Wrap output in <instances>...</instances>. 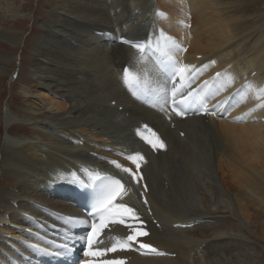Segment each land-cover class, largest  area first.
Wrapping results in <instances>:
<instances>
[{"label":"bare ground","instance_id":"obj_1","mask_svg":"<svg viewBox=\"0 0 264 264\" xmlns=\"http://www.w3.org/2000/svg\"><path fill=\"white\" fill-rule=\"evenodd\" d=\"M18 1L3 0L0 10L4 16L12 14L11 17L15 18L30 8L28 0L20 7ZM109 1L56 0L52 8L53 1L43 24L47 30L40 32L35 43L34 40L24 42L26 47L30 44V49L34 51L32 69L39 82L31 81V85L21 88L22 96L32 105L29 110L21 112L23 116L19 115L33 122L32 129L25 131L26 138L18 139L19 136L9 132L11 128H24L10 123L14 117L19 118L14 113L15 109L9 107L8 111L0 112V124H10L8 136L0 139V169L7 176L6 180L11 182L0 184V222L8 214L14 223L20 222L21 211L32 210L30 202L47 204L65 212L67 208L61 202L48 198L42 191L45 179L59 169L68 171L74 168L77 160H92L89 153L99 152L92 144L109 143L108 146L119 147L126 153L136 152L135 146L119 142L116 133L132 131L140 123H148L160 132L168 144V150L155 161H150L144 169L151 186L150 201L163 226L162 230L153 227L148 241L170 253H177V257L134 258L132 264H264V122L236 125L214 119L177 121L176 133L158 113L133 103L118 81L121 69L129 61L130 50L119 45L110 46L107 39L96 35L97 32L106 31L115 33L118 28L114 12L109 10ZM184 1L190 6L193 16L191 49L187 58L203 56L205 60L217 59L219 64L210 67L206 73L233 65L232 69L239 79L256 72L258 77L253 80L264 83V51L252 57L264 42V32L258 27L264 19L263 14L259 16L261 19L258 23L253 22L252 31L241 36L249 17L246 14L238 15L241 3L233 6L223 5L217 0ZM127 3L117 0L121 15L125 13ZM152 5L170 14L169 21L160 25L177 35L172 23H178V1L156 0ZM131 7L134 9L133 5ZM134 10L136 13L137 9ZM257 37L258 44L251 49L252 55L247 53L242 57L246 69L243 71L240 69L242 60L234 61V52L245 48L248 51L247 45ZM0 39L18 44L23 37L17 31L0 28ZM96 41L105 43L87 49L91 42ZM4 62L9 63L7 67L11 70L0 68V71L10 75L15 72L16 68L10 61ZM105 69L108 71L107 81L102 77ZM258 98L264 99V95L260 94ZM114 101L116 107L112 106ZM252 102L253 99H248L242 108ZM120 107L123 108L122 112L119 111ZM60 120L65 123H59ZM201 121L215 137L212 162L209 155L207 163L209 166L215 163V174H220V179L212 178L213 199L202 202L203 207L201 202L193 199L197 178L194 173L200 172L195 167L199 165L198 159L202 158V154H207L198 152L194 145L197 131L202 130L198 124ZM110 128L117 131H113V134ZM61 132L74 138L77 136L79 140L85 139L86 147L72 145L59 135ZM180 132L185 133L186 139L179 137ZM89 133L94 135L93 139ZM14 202L18 203L19 209L13 207ZM216 209L230 212L236 217L235 221L229 223V228L227 226L215 234L227 240L222 247L215 239L199 237L195 230L173 228L175 224L194 220L217 222L208 212ZM206 226L212 225H201ZM253 237L260 239L262 248L253 243Z\"/></svg>","mask_w":264,"mask_h":264},{"label":"rangeland","instance_id":"obj_2","mask_svg":"<svg viewBox=\"0 0 264 264\" xmlns=\"http://www.w3.org/2000/svg\"><path fill=\"white\" fill-rule=\"evenodd\" d=\"M28 1H29V3H28ZM28 1L27 0H19L18 1L17 5L19 7L24 5L25 3H28V6H30V8L25 10L23 12L24 13L23 15H20V16L15 17V18L11 17L12 14H9L7 17L4 16V12L0 10V17H1L0 18V28H3V30H10L11 32L17 31L23 37V40H20L18 42V44H13L12 42H10L9 40H6V39H0V68L11 70V69H8V67H7L9 65V63L4 62V60L10 61L13 64L12 65L13 68L14 67L16 68V69L14 68L15 72L13 71V73L11 75L9 73L7 74V73H3L2 71H0V112H5V110L8 111L9 107L10 108L12 107L11 109H15L14 113L17 116L22 115L21 112H25L26 110H29L30 108H32V105H30L27 102V100H25V98L22 96L21 88H23L24 86L28 87V84H30L31 81L39 82L38 78L33 75V69H32L33 65H32L31 60H32V55H33L34 51L30 49L31 48L30 44H28L26 47V44H24V42L26 41V42L30 43L31 40H34V43H35V40H36L37 36L40 34V32H45L47 30V28L44 27L43 24H44L45 18L47 19L48 12L51 11L50 10V4L54 1L51 5V7L53 8L55 6V3H56V0H48L49 2L47 0H28ZM71 1L74 2L75 0H71ZM124 1H125V3L128 2L127 3L128 6L127 5L125 6L126 11L123 15H121L119 12L120 7L118 6V8H117V0H115V1L110 0L109 1V4H110L109 10L110 11L112 10L111 12H114V16L116 18L115 19L116 26L118 27L117 29H119L120 27L122 29H123V27H126V28L128 27L129 29L128 28L127 29L129 31L133 30L132 33L136 32L139 35V36L138 35L134 36L135 34H132V35H130V38H133V37H134V39L138 38L137 40H141V39L147 37L146 33H144L143 35L141 33L144 32V30L146 29V23L148 22V21H146V20H148L146 15L151 9H153L152 4L156 0H154V1L153 0H124ZM137 1H139L140 3L139 2L137 3ZM217 1H221L223 3V5H230L231 4L233 6L239 5L241 3L240 4L241 9L238 10L239 11L238 15L240 16V15L246 14L247 17L249 16L247 19L248 22L244 26L245 30L241 36H243V34L247 33L248 31H252L251 27L253 25V22L256 23V21H257V23H258V21L261 19L259 17L260 15L263 14V17H264V0H217ZM113 2L115 5L113 4ZM132 2L137 3L138 6H137V4H132ZM2 3H3V0H0V6ZM121 3H124V2H121ZM112 5L114 6V8L112 7ZM132 5H133L134 9H137L136 13L134 12L135 10L131 7ZM127 8H129L128 9L129 11H127ZM114 9H117V10H114ZM142 10H143V12H142ZM115 11H117V12H115ZM128 12H130V13H128ZM140 12H141V14H143L142 16H141ZM126 13H127V15H126ZM116 15H118V16L116 17ZM129 15L130 16L132 15V17H130ZM238 15H237V17H239ZM126 17H128V18H126ZM133 18H135V19H133ZM119 19H120V21L122 19L124 21L120 22ZM244 19H245V17H244ZM21 20H24V22H19ZM122 23H124V24L122 25ZM248 24H250V25H248ZM260 24H263V26H259ZM260 24L258 25V27H260L259 29H261L262 32H264V19ZM39 27H41V28H39ZM72 43H73V41L71 42V44ZM104 43H105L104 41H100V42L96 41L94 43L91 42L90 46H88L87 49H92V48L94 49L96 46H103ZM256 43L258 44V37L253 39L252 42H250L249 45H247L248 51H246V48H245V49H241V51L238 50V51L234 52V56H235L234 61H235V59H237L236 61H239V62L242 60L240 62V65H241L240 69L241 70H243V71L246 70L245 69V60L243 58L247 53L252 55L251 49L253 48V46ZM74 44H75V46H77L76 42ZM262 46H264V42L261 46H258L257 51L254 52L252 57L254 55H258L259 53L261 54V51H264V48ZM242 64L244 65V67L242 66ZM2 65H5V66H2ZM17 71L19 72V74H18L19 77H18V79L14 80L13 76L16 74ZM262 75H264V70H263ZM107 76H108V71L105 69V73L102 76L104 81H107ZM104 86H107V85L104 84ZM113 107H115V106H113ZM19 118L14 117L10 121V123L11 124H18L17 126H22L24 128H21V130H20V128L19 129L14 128L15 130L14 129L12 130V128H11V129H9L10 131L9 130L8 131L12 132L15 136H19L18 139L26 138L27 136H26L25 131L29 130L30 128L32 129V123L33 122L30 120H27V119H22L21 116H19ZM97 118L100 119L99 117H97ZM58 122L59 123H65V121H61V120ZM201 122H198V124L202 130L204 129V131H202V130L197 131V134L194 137V145H195L198 152L204 151L205 150L204 146H207L209 148V150H208V154H209V152L210 151L212 152L214 149L215 137H214V135H212L209 132V130L205 127L203 122L202 123ZM9 125H10L9 123L8 124L5 123L3 125L0 124V130H1L0 131V139L8 136L7 129L9 127ZM36 128L39 130L38 127H36ZM23 129H25V130H23ZM110 131L113 133V131H117V130H112L110 128ZM126 131L131 133V131H129V130H125L123 132H117L116 133L119 142H121L122 144L129 143L130 145L135 146V142L131 138V135H130L129 140L125 138L126 137L125 134H130V133H125ZM61 133L64 134V132H61ZM89 134L91 136V139H93L94 135L92 133H89ZM83 136L84 135H82L81 137H83ZM76 138H77V136H76ZM200 138H201V141H200ZM108 145H109V143H107L106 146H108ZM84 147H86V143L84 144ZM95 151H97V150H95ZM204 153H206V152L204 151ZM211 155H212V153H211ZM206 156H207V154L206 155L202 154V158L198 159L199 165L197 164V167L199 166V169L197 167H195V168L197 169V171H200V172L194 173V176L197 178H196V183H195V186H196L195 191L196 192H194V194H193V199H195L196 201H199V203L201 202V204H202V202L204 203V201H207V199H213V197H212V193H213V191H212V184H213L212 178L216 177V178L220 179V174L219 173L215 174V169H216L215 163H214V166H209L207 163L208 157H206ZM211 162H212V159H211ZM6 179H7V176L5 174H3L2 170L0 169V184L8 182ZM8 183H11V182H8ZM206 205H208V204H206ZM203 206H204V204H202V207ZM212 211H208V212H209V214L212 215V217H214V219L217 220V222L210 221V223H208V224L214 226L213 228H211L212 226L211 227L199 226V227L189 229V230H192V231L195 230L196 231L195 234L198 235L199 237L203 238L204 240L215 239V241H218V246L222 247V245H224V243H227V240L220 238V237H217V236H215V234L217 231L225 230L227 228V226L229 228V226H230L229 223L235 221L236 217H235V215H232V213H230V212L224 213L223 211L217 210V209L212 210ZM214 212L217 214H215ZM260 218L262 219L263 217H260ZM252 229H256V228L253 227ZM192 233H190V234H192ZM217 238H220V239L217 240ZM253 238H254L253 243L258 245L259 248H262L263 244L260 242V239L258 237H253Z\"/></svg>","mask_w":264,"mask_h":264},{"label":"snow or ice","instance_id":"obj_3","mask_svg":"<svg viewBox=\"0 0 264 264\" xmlns=\"http://www.w3.org/2000/svg\"><path fill=\"white\" fill-rule=\"evenodd\" d=\"M137 47H139V46H137ZM181 72H183V69H181ZM217 75H219V73ZM123 76H124V83L126 85H128L129 87H131L133 83L138 84V77L131 74L128 69H123ZM130 77H131V79H130ZM173 95H175V93ZM178 109H179V105L175 104L173 110L177 111ZM205 111L207 112V110H205ZM177 114L183 115L184 113L182 111H177ZM148 143L152 144L153 148L157 147V144L151 140H148ZM160 147H164L162 142L160 143ZM128 159L132 160V162L136 163L137 167H139V163L137 161L136 156H129ZM139 160H143V157L140 156ZM113 163H115V162H113ZM116 167L120 168L121 166L119 164H116ZM123 171L126 173H130L133 176V178L135 177V174L131 173L130 169L124 168ZM95 179L99 180L101 178L99 176H97V177H95ZM103 179L109 181V183L105 185L104 194H103L102 198L96 204H93V206H92L93 209H95L96 211H94L91 215L93 217L99 215L100 220H99V222H97L95 219L92 220L91 232L87 236V242H88V246L90 248L93 246L94 243L96 245H99L101 243V236L104 233V230L109 229L111 227V225H114L117 223L125 225L126 224V216L129 219L138 220V217L136 216V214L132 208L126 207L123 204L116 203V201L122 196V194H126L124 192V185L121 183V181L119 179H113L112 177H105ZM73 182L74 183L78 182L81 187L86 186L84 181H82V180H80V181L74 180ZM103 213H108V216L105 217L103 215ZM79 223L87 224L88 221L87 220H81V221H79ZM126 226L129 227V230L132 232V234L127 235V240L125 242L119 244V247L121 249L130 247V244L128 242L129 241H135L137 236L147 235V233L136 231L135 229L131 228L130 225H126ZM140 246H141V248H149L150 247V245H148V244H141ZM117 248H118V245L113 244L112 247H110V248L97 249V250L93 251L91 254L92 255H104L107 252H116ZM153 250H155V249H153ZM56 251L58 253H60V252L66 253L68 251V248L66 246L65 247H58L56 249ZM49 254H51V253H49ZM107 264H123V262L122 261H108Z\"/></svg>","mask_w":264,"mask_h":264}]
</instances>
